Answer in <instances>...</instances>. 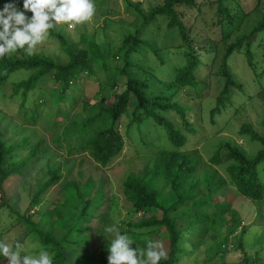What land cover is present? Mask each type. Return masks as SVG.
Masks as SVG:
<instances>
[{
    "label": "rangeland",
    "instance_id": "1",
    "mask_svg": "<svg viewBox=\"0 0 264 264\" xmlns=\"http://www.w3.org/2000/svg\"><path fill=\"white\" fill-rule=\"evenodd\" d=\"M126 1L135 4L144 13L162 3V0H94L96 11L90 21L71 29L64 24H58L53 28L67 39L75 51L81 52L91 47L97 50L102 58H108L112 64L110 68H103L93 61L94 69L85 75L79 95L69 89L67 92L71 97L66 102L56 104L51 96V88H56L57 84L51 78H45L28 93L25 104L22 105L20 95L12 94L14 82L27 78L30 73L22 70L12 73L0 86V129L4 132L3 138L9 143L17 141L24 135H29L32 143L40 140L36 155L28 160L24 169L12 175L5 185L8 186L10 204L22 211L28 205L30 195L36 186L48 179L49 170L61 163L60 177L46 191L45 201L34 207V210L42 212L52 200H61L60 188L68 180L83 182L88 176L104 179V188L109 189L108 196H111V207L110 211L108 210L105 228L114 226L133 238L136 243L132 245L133 247L144 249L141 244H146V240L151 239L159 241L165 251L167 236L163 228L149 231L128 224L129 221L138 222L141 214H132L122 195V183L128 174L133 173L137 176L148 174L154 164V158L160 155L159 150L173 149L165 129L154 124H147L139 129L133 124L127 130L125 123L131 116L123 114L118 129L123 134L124 145L121 153L105 168L89 159L87 147L68 150L72 141L70 142L67 134L62 132L63 126L67 125L70 119L80 121L88 106L97 104L106 107L115 100L114 96L125 88L126 77L121 76L118 69L114 68L122 61L114 55L123 37L133 33L141 22L135 7ZM211 1L213 4L204 6V11L196 15L197 10L194 6L189 8L182 18L189 28L195 54L200 60L194 71L199 82L195 87L187 86L179 90L171 100L188 107L190 119L197 127L194 133L186 132L187 140L180 146L181 150L195 149L200 157V163H204L196 174L199 184L195 190L199 196L203 195V176L206 174L211 177L210 182L213 184L217 180H225V186L217 191L227 197L220 200L217 207L212 203L213 206L206 208L208 210L206 221L193 229L182 231L183 237L179 245L182 252L178 253L175 264H241L244 256L247 257L248 264H264V198L260 202H252L234 193V187L228 184L229 175L226 167L230 161L224 151L221 163L209 162L217 143L221 141L238 145L248 156H253L261 147L259 142L251 140L239 130L241 125L246 123L264 136V88H261L260 82L257 81L258 74L264 68V31L247 36L252 24L257 23L264 14V0H222L220 12L217 8L218 1ZM16 2L21 4L17 9L22 10V0ZM200 2L201 0H196L195 5ZM226 14L233 18L230 25L223 21ZM220 21L225 23L222 24ZM167 22V17L157 16L148 25L140 27V36L149 45L142 47L138 57L132 56L133 64L139 67L128 68L132 69V75L147 81L148 89L145 93L150 97L169 96L175 91L174 69L185 63L184 52L187 46L178 36L177 29L168 28ZM223 33L225 37H222ZM237 37L241 39L240 43L227 61L236 81L232 86L231 102L213 116L212 123L209 111L215 105V99L224 82L220 75H214V71L219 68L226 48ZM246 48L250 50L252 66L247 62ZM35 50L45 53L57 62L68 60L60 42L50 32L47 39L37 45L32 52ZM111 55L114 59H110ZM262 85L264 86V78ZM74 96L77 99L73 100ZM131 99L129 110L135 105V100ZM161 115L176 125L180 123L172 109ZM103 116L106 114L101 115ZM104 125V118L99 119L86 130L87 135L91 137L96 128ZM26 154L27 150L24 149L14 153L7 161H18ZM258 170L264 182L263 163ZM187 181L188 178L183 183V188H187ZM164 190L168 188L165 186L163 192ZM216 196L218 198V195ZM232 210L239 218V223L234 227L231 225ZM146 214L149 217H161V211L158 209H151ZM10 220L12 221L9 208L0 206V232L3 241L12 240L17 234L15 228L9 229L10 225L6 228ZM185 222L184 218L179 219L176 226L182 228ZM242 229H245V232L240 235ZM106 237L112 239V234L104 231L101 238L104 240ZM23 244L32 255L38 254L43 248L37 241L26 240ZM30 245L34 247H29ZM75 255L68 254L67 261H71V257H76ZM2 264H7V258L3 259Z\"/></svg>",
    "mask_w": 264,
    "mask_h": 264
},
{
    "label": "trees",
    "instance_id": "2",
    "mask_svg": "<svg viewBox=\"0 0 264 264\" xmlns=\"http://www.w3.org/2000/svg\"><path fill=\"white\" fill-rule=\"evenodd\" d=\"M195 1L162 0L160 5L150 8L146 13L141 12L135 4L126 1L127 4L135 7L141 17V22L133 33L123 37L114 55L122 61L114 68L118 69L121 76L126 77L124 90L116 94L115 100L106 107L97 104L88 106L80 121L70 119L68 124L62 128V132L67 134L70 142L72 141L68 150H75L82 146V149L87 147L89 159L102 168L107 167L122 151L124 137L118 127L121 126L123 114L131 116V119L125 123L127 130L133 124L139 129L147 124L158 125L165 129L173 149L159 150L160 155L154 158V164L148 174L137 176L130 173L122 183V195L129 205L130 212L141 214L138 222L129 221L128 224L145 230L149 229V231L163 228V231L166 232L167 239L164 247L167 258L162 259L159 264H175L178 260V253L182 252L179 247L183 237L182 231L193 229L206 221L208 219L206 208H210L213 204L217 207L218 202L227 197L217 191L225 186V180H217L213 184L210 182L212 181L211 177L206 174L203 176V195L199 196L195 190L199 184L196 174L204 163H200V157L195 149L181 150L180 146L187 140L186 132L194 133L197 127L190 119L188 107L171 100L179 90L187 86L195 87L199 82L194 71L200 60L195 54L189 28L182 18L185 17V12L189 8L195 6L197 15L204 11V6H211L213 3L211 0H201L200 4L195 5ZM217 1L218 12H220L222 0ZM7 3H13L16 7L21 5L16 0H0V8ZM26 15L30 16L31 13H26ZM157 16L167 17L168 28L177 29L178 36L187 48L184 52V65L174 69L175 91L171 92L169 96L154 95L150 97L145 93L148 89L147 81L132 75V69L128 70V68L139 67L133 64L132 56L138 57L142 47L149 45L140 36V27L148 25ZM224 20L228 25L233 23L230 14H226ZM223 21L220 23H225ZM258 31H264V14L257 23L252 24L249 34H246L249 36ZM49 32L60 42L66 59H68L66 62H57L39 50H35L31 54L24 50H18L16 53L0 58V86L15 71H30L27 78L13 84L12 94L20 95L22 105L25 104L28 93L45 78H51L57 84L56 88H51V96L53 102L58 104L66 102L71 97L67 92L69 89L76 92L77 95L80 94L85 75L90 74L94 69L93 61L103 68L112 66L109 59L102 58L97 50L88 47L85 51L77 52L60 32L54 29ZM225 36L223 33L222 37ZM237 38L226 48L219 68L214 71V75H220L224 82L223 88L215 99V105L209 111V119L212 123L214 122L213 116L220 113L226 104L231 102L232 86L236 84V81L229 70L227 61L240 43L241 39ZM154 52L158 53L157 50ZM245 53L248 64L252 66L250 50L246 48ZM110 59H114L112 55ZM263 78L264 68L257 76L261 88H264ZM74 97L73 100L77 99ZM130 99L131 101L135 100V105L131 110H129ZM170 109L176 112L180 120L178 125L161 115ZM35 110L37 111V108ZM102 114H106V116L101 117ZM101 118H104L105 125L96 128L94 134L89 137L86 130ZM240 128V133L246 134L251 140L260 143L261 147L256 153L253 156H248L238 145L229 141H221L217 143L209 162L221 163V155L224 151L230 161L226 167L229 175L228 184L234 187V193L252 202H260L264 198V182L259 176L258 167L262 163L264 164V136L254 131L250 124L244 123ZM3 136L4 132L0 129V206L8 207L11 214L12 221L10 220L6 228L10 225L9 229L15 228L17 231L12 240L4 242L12 245L17 242L23 243L26 240L37 241L43 249L53 254V264H107V245L111 239L106 237L103 240L101 236L105 231L108 210L110 211L111 207V196H108L109 189L104 188L105 180L90 176L83 182L70 179L60 188L59 198L61 200H52L42 212L34 210L36 205L45 201L46 191L60 177L61 163H58L52 170H49V178L36 186L26 208L22 211L15 209L9 202L8 186L5 184L12 175L24 169L28 160L36 155L40 147V140L32 143L29 135H24L17 141L9 143ZM24 149L27 150L25 157L14 162L7 161V158H11L14 153ZM187 178V188H183L182 185ZM165 186L168 190L163 192ZM163 201L166 202L163 204ZM151 209L160 210L161 217L147 216L146 213ZM182 218L186 221L185 226L178 228L176 222ZM238 223V214L232 210L231 225L234 227ZM244 232L245 229H242L240 235ZM1 235L2 233L0 240H3ZM224 238H227L226 234ZM141 245L143 248L145 247V243ZM68 254L70 256L76 254V257L73 256L71 261H67ZM3 259L0 258V264ZM241 264H248L246 256Z\"/></svg>",
    "mask_w": 264,
    "mask_h": 264
},
{
    "label": "clouds",
    "instance_id": "3",
    "mask_svg": "<svg viewBox=\"0 0 264 264\" xmlns=\"http://www.w3.org/2000/svg\"><path fill=\"white\" fill-rule=\"evenodd\" d=\"M95 11L94 0H22V10L7 3L0 9V58L18 50L31 54L56 25L64 24L71 29L90 21ZM29 12L31 15H26ZM105 231L112 234L107 245V264H159L167 258L159 241L148 239L144 249H140L132 246L136 245L133 238L116 227L107 226ZM0 258H7V264H53V254L43 248L32 255L23 243L10 245L3 240Z\"/></svg>",
    "mask_w": 264,
    "mask_h": 264
}]
</instances>
